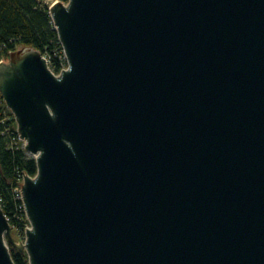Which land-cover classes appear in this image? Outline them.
Segmentation results:
<instances>
[{
    "label": "water",
    "instance_id": "95a60500",
    "mask_svg": "<svg viewBox=\"0 0 264 264\" xmlns=\"http://www.w3.org/2000/svg\"><path fill=\"white\" fill-rule=\"evenodd\" d=\"M67 59L0 62L29 221L0 264H264V0H68Z\"/></svg>",
    "mask_w": 264,
    "mask_h": 264
},
{
    "label": "trees",
    "instance_id": "16d2710c",
    "mask_svg": "<svg viewBox=\"0 0 264 264\" xmlns=\"http://www.w3.org/2000/svg\"><path fill=\"white\" fill-rule=\"evenodd\" d=\"M49 7L44 0H0V57L9 60L13 50L34 47L48 57L50 68L60 73L66 61ZM36 172V159L26 152L14 115L0 91V204L19 236L25 235L29 221L15 188L24 174L33 176ZM8 244L16 264H30L26 253Z\"/></svg>",
    "mask_w": 264,
    "mask_h": 264
},
{
    "label": "rangeland",
    "instance_id": "374dc122",
    "mask_svg": "<svg viewBox=\"0 0 264 264\" xmlns=\"http://www.w3.org/2000/svg\"><path fill=\"white\" fill-rule=\"evenodd\" d=\"M56 1H61V0H44V3H46V4H49V6H51L54 2H56ZM0 59H2L3 60V62L5 61H8V60H5L4 59V57H0ZM29 154V153H28ZM31 155V154H30ZM12 234H13V236H14V238L16 239V241L17 242H23L24 241V239H25V235L24 236H19L16 232H15V230H14V228H13V226H12Z\"/></svg>",
    "mask_w": 264,
    "mask_h": 264
},
{
    "label": "built area",
    "instance_id": "2783aa9c",
    "mask_svg": "<svg viewBox=\"0 0 264 264\" xmlns=\"http://www.w3.org/2000/svg\"><path fill=\"white\" fill-rule=\"evenodd\" d=\"M63 59L66 61V65L64 66V68L67 66V59H66V55H65V53H64V49H63ZM46 57V56H45ZM47 58V60H48V64H49V59H48V57H46ZM3 60L2 59H0V62H2ZM19 138H20V136H19ZM22 182H23V179L21 180V184L18 186V187H16L15 188V193H16V196L19 198V199H21L22 200V198H23V194H22ZM22 203H23V200H22ZM23 207H24V204H23Z\"/></svg>",
    "mask_w": 264,
    "mask_h": 264
}]
</instances>
